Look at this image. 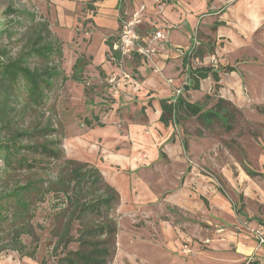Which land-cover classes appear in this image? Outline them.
Wrapping results in <instances>:
<instances>
[{
    "label": "crops",
    "instance_id": "crops-1",
    "mask_svg": "<svg viewBox=\"0 0 264 264\" xmlns=\"http://www.w3.org/2000/svg\"><path fill=\"white\" fill-rule=\"evenodd\" d=\"M54 7L61 13L58 18L60 29L67 31V41L75 44L70 69L78 57H87L89 62L82 74L92 78L94 90L105 89L114 98V104L130 107L121 116L94 110L92 115L101 125L93 117H87L93 123L86 127L87 140H80L78 147L88 145L91 152L88 162L109 178L107 180L119 192L122 202V190L126 193V188L136 190L152 186L153 192H143L131 199L136 203L156 201L163 194L179 191L175 195L180 201L185 197V208L194 212L196 206L211 226L209 233L201 235L199 240L182 236L183 242L176 247L178 236L172 229V221L155 224L156 235L167 247L160 249L159 260L166 259L173 264H195V260L201 259L217 264H246L251 258V261H257L254 264H264V245L258 247L252 240V234L242 227L233 213L232 203L216 189V183L209 184L196 176L185 175V148L178 141L167 142L172 127H165L159 121V101L168 99L174 87L180 86L183 70L189 67L188 61L194 59V54L203 56L202 65L207 63L215 69L223 65L225 54L242 47L241 42L249 39L264 22V0H57ZM140 7L144 9L137 33L143 40L151 38L155 32L162 33L164 38L153 43L155 53L150 60L132 57L125 63L122 68L131 74V79L118 93H112L105 80L120 71L118 55L113 52L112 45L123 21ZM61 41L66 44L62 37ZM209 43L214 46V51L211 55L208 49L202 53L200 48ZM103 96L94 93L93 102H105ZM133 103L145 106V114L138 112V106ZM108 122H115V125ZM245 168L248 167L243 168L245 175L250 177ZM141 169L151 171L157 183L142 180L137 173ZM172 169L175 171L171 172ZM208 181L212 182L211 179ZM166 184L168 186L163 187ZM190 195L200 196V202L186 201ZM210 215L214 217L210 218ZM255 222L251 220L248 227L256 226ZM258 228L264 231V225ZM198 246L206 247V250L190 256ZM183 247L190 252H182ZM173 251L177 254L173 255ZM117 259L115 256V264H118Z\"/></svg>",
    "mask_w": 264,
    "mask_h": 264
},
{
    "label": "rangeland",
    "instance_id": "rangeland-1",
    "mask_svg": "<svg viewBox=\"0 0 264 264\" xmlns=\"http://www.w3.org/2000/svg\"><path fill=\"white\" fill-rule=\"evenodd\" d=\"M56 3L57 0H0V50L6 51L7 59L14 58L24 48L26 39L33 31L41 24L47 26L48 31L60 45L61 57L59 61L58 57H54V60L62 74L55 79L53 88L48 91L46 108L52 109L53 118H56L62 127L64 156L75 160L79 157L77 161L88 162L91 153L88 151V145L81 144L80 148L78 147L80 140L84 142L87 140L85 133L88 127L85 124L87 117L92 118L94 110L98 113H114L121 116L127 113L130 107L128 104H114V98L105 89V91L101 89L95 91L90 76L83 77L82 83L70 79L63 82L64 76L69 78L71 75L70 65L76 50L75 44L67 41L68 32L60 29L58 18L61 13L54 7ZM20 11L33 14L34 21L29 20L27 16L18 15ZM61 37L66 44H63ZM241 43L242 47L225 54L224 64L217 69L207 63L202 65L203 56L194 54V59L188 61L190 69L201 67L216 70V73L217 71L220 73H217L219 81L216 83L209 75L205 80H201L202 85L198 90L183 93L184 98L189 102L197 103L203 110L212 108L219 99L222 100V108L234 116L231 129L226 130L225 125L218 120L205 124L196 117L180 113L176 126H171L172 133L167 142L172 144L178 141L183 144L185 175L196 176L209 184L216 183V189L232 203L233 213L240 220L242 227L252 234V229L264 225V175L248 177L243 168L248 167L264 173V22L249 39ZM204 45L200 48L201 52L204 53V50L208 49V54L211 55L214 46L210 43ZM83 60L89 62L85 56ZM29 65L41 66L42 61L31 58ZM2 74L3 71L0 69V80ZM96 92L101 93L102 96L105 94L103 98L106 101L99 103L97 100L98 103H94L93 94ZM133 104L138 106V112L145 114V106ZM33 118V116L26 118V123L33 121ZM89 121L93 123L92 119ZM108 123L115 125V122ZM1 164L0 162V166ZM174 171L172 169L171 172ZM137 173L142 180L150 184L157 183L155 177L152 178L151 171L141 169L137 170ZM103 177L106 178L105 175ZM107 178L105 180L109 183ZM209 179L212 182L208 181ZM181 182H183L182 178ZM165 186L167 187L168 184L163 187ZM148 191H154L152 186L136 190L126 188V193L122 190L123 202L117 191L119 204L110 214L117 223L116 250L110 264H115V256L118 257V264H173L166 259L159 260L160 249L167 247L156 235L153 228L155 224L172 221L174 225L172 229L178 236L175 239L176 247L183 242L185 235L191 236L193 240H199L201 235L209 233L211 226L205 222L203 214L198 213L196 206L193 207L194 212L187 210L184 205L185 197L180 201L175 195L179 191L175 194L173 192L163 194L156 201L149 200L143 203L132 201L138 194ZM199 197L190 195L186 201L189 199L199 203ZM60 205V199L50 195L37 210L34 224L42 225V229L35 228V236L38 240L35 260L20 257L14 251H7L0 254V264H39L43 258L47 260L46 264H55L57 255L51 253L53 239L50 230L52 213L57 212ZM212 216L210 215V218ZM251 220L256 221V226L248 227ZM76 228L77 226L74 230ZM250 236L256 243L254 236ZM23 242L29 245L30 239L23 237ZM75 247L76 244L68 246L70 249ZM204 250L206 247L198 246L190 256ZM60 252L61 249L56 254H62ZM174 254L176 255L177 251H173ZM124 258L131 262H127ZM201 260H195V264H217ZM256 262L252 259L250 264Z\"/></svg>",
    "mask_w": 264,
    "mask_h": 264
},
{
    "label": "trees",
    "instance_id": "trees-1",
    "mask_svg": "<svg viewBox=\"0 0 264 264\" xmlns=\"http://www.w3.org/2000/svg\"><path fill=\"white\" fill-rule=\"evenodd\" d=\"M18 15L32 22L35 19L26 11ZM54 57L59 61L60 45L45 24L29 35L14 58L7 59L6 51L0 50V254L14 251L35 260V228L42 229V225L34 224V219L40 204L51 195L61 201L51 219L55 264H110L117 235V223L110 214L119 204V194L95 165L64 156L62 127L53 118L52 109L46 108L48 91L62 74ZM31 58L41 60L42 65L31 67ZM86 65L78 57L70 77L64 76L63 82L70 79L82 83ZM209 75L216 83L219 81L211 68L190 70L191 83L184 92L198 90L201 80ZM168 101H159V121L165 127L176 126L183 113L205 124L218 120L226 130L231 129L234 116L222 108L220 99L207 110L183 95L176 104ZM30 116L33 121L26 123ZM93 120L101 125L97 118ZM85 124L90 126L91 122L85 120ZM245 172L250 177L264 175L248 168ZM23 237L30 239L29 245ZM71 244L76 247L68 248ZM59 249L62 254H56ZM46 263L45 258L39 262Z\"/></svg>",
    "mask_w": 264,
    "mask_h": 264
},
{
    "label": "built area",
    "instance_id": "built-area-1",
    "mask_svg": "<svg viewBox=\"0 0 264 264\" xmlns=\"http://www.w3.org/2000/svg\"><path fill=\"white\" fill-rule=\"evenodd\" d=\"M143 9V7H140L123 21L119 35L112 45L113 52L118 55V65L120 67V71L118 73H112L105 80L109 87V91L112 93H118L122 85L131 79V74L122 68L125 63L132 57H140L150 60L155 53L153 43L164 38L162 33L155 32L151 38L143 40L137 33L136 27L141 22ZM190 70L191 69L189 67L184 68V79L182 80L180 86L174 87L172 90L171 96L168 98L169 104H176L177 100L183 95L184 88L190 85ZM167 82L172 83V80H167ZM251 232L256 240V245L258 247L263 246L264 231L261 228H257L252 229ZM182 252L188 253L190 252V249L183 247ZM250 262L251 258L247 259L246 264H250Z\"/></svg>",
    "mask_w": 264,
    "mask_h": 264
}]
</instances>
